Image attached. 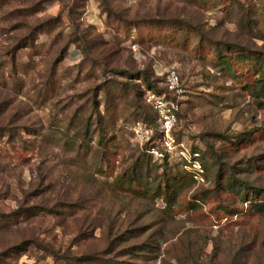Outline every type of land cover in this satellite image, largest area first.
<instances>
[{
    "label": "rangeland",
    "instance_id": "rangeland-1",
    "mask_svg": "<svg viewBox=\"0 0 264 264\" xmlns=\"http://www.w3.org/2000/svg\"><path fill=\"white\" fill-rule=\"evenodd\" d=\"M169 66L198 179L132 142ZM263 74L264 0H0V264H264Z\"/></svg>",
    "mask_w": 264,
    "mask_h": 264
},
{
    "label": "built area",
    "instance_id": "built-area-1",
    "mask_svg": "<svg viewBox=\"0 0 264 264\" xmlns=\"http://www.w3.org/2000/svg\"><path fill=\"white\" fill-rule=\"evenodd\" d=\"M129 48L134 52L137 50L134 43L130 44ZM162 85L164 88L162 92L145 91L143 98L153 112V123L150 125L142 120L132 122V142L142 148L153 162L170 161L171 163L185 159L184 168L198 179L203 172L197 158L198 153L195 152L190 156L184 153L182 150L184 142L174 134L178 122L179 104L185 92L176 67L169 66L164 69Z\"/></svg>",
    "mask_w": 264,
    "mask_h": 264
},
{
    "label": "trees",
    "instance_id": "trees-1",
    "mask_svg": "<svg viewBox=\"0 0 264 264\" xmlns=\"http://www.w3.org/2000/svg\"><path fill=\"white\" fill-rule=\"evenodd\" d=\"M258 86H257V91L259 92L258 94L262 97V98H264V74L262 75V77L261 78H259L258 80H257V83H256ZM164 91V90H163ZM156 92H162V90H160V91H156ZM147 105V104H146ZM148 106V105H147ZM149 107V106H148ZM150 108V107H149ZM151 109V108H150ZM152 111V110H151ZM178 114V113H177ZM153 112H152V123H153ZM144 121V120H143ZM146 122V121H145ZM145 153V152H144ZM149 156V155H148ZM150 157V156H149ZM188 173L191 175V173L188 171ZM192 176V175H191ZM264 205H261V204H253V207L255 208V211L256 212H261V211H263V207ZM12 250V249H11ZM2 261V260H1Z\"/></svg>",
    "mask_w": 264,
    "mask_h": 264
},
{
    "label": "crops",
    "instance_id": "crops-1",
    "mask_svg": "<svg viewBox=\"0 0 264 264\" xmlns=\"http://www.w3.org/2000/svg\"><path fill=\"white\" fill-rule=\"evenodd\" d=\"M79 54V51L78 49L74 48V47H71L70 50H69V55L72 56V57H76L78 56Z\"/></svg>",
    "mask_w": 264,
    "mask_h": 264
}]
</instances>
